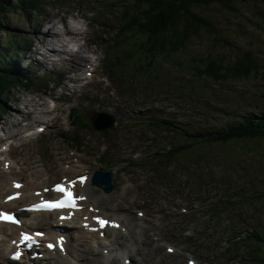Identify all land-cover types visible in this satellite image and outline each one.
I'll return each instance as SVG.
<instances>
[{
    "label": "rangeland",
    "instance_id": "rangeland-1",
    "mask_svg": "<svg viewBox=\"0 0 264 264\" xmlns=\"http://www.w3.org/2000/svg\"><path fill=\"white\" fill-rule=\"evenodd\" d=\"M41 1L39 12H33L29 16L24 12H16L11 9L4 19L9 25H15L19 30L13 29L0 34V39L15 41L29 38L31 47L27 46L28 49L25 51L26 63L33 66L32 70L41 73L40 77L43 74V69H37L33 59L40 65L43 63L45 70L50 72V74L47 72L46 76L49 75L58 82L54 71L58 59H51L47 65H44L46 59L44 55L39 54L46 50L41 52V48H35L40 34L35 33L33 24L34 21L44 19L51 24L55 19L60 20V16L66 21L68 15L79 11L88 20V33L93 40L91 46L97 47V53L93 57H95L94 60L97 59L94 63L98 67L89 66L82 73L67 75V78L81 79L78 83L66 79L62 85H58L54 81L48 85V80L45 79L41 81L43 87L32 89L27 93L19 89L11 92V99L5 101L7 112H0V150L9 149V162H16L17 159H22V152L31 151L38 161V169L44 171V175L39 179L20 174L9 175V184L16 179H22V183L27 184L34 192L40 189L38 183L46 179H48V184H43L44 188L54 182L61 181L62 178L88 176L92 173L93 168L100 167L97 158L102 154L106 160L104 163L110 162L107 164L108 167L116 165V168L121 171L116 188L111 194H105L97 188L87 185L85 196L88 200V207L96 210L91 214L108 215L111 219L119 221L115 223L121 224L120 229L116 227L109 229L108 233L111 237L102 239L113 241L112 249L115 252L117 250L130 252L133 264H157L158 258H164L166 252L173 254L168 251L170 248L173 249L172 252H177L176 264H187L190 259L194 260L196 264H252L249 256L255 259L259 256L258 253L248 250L245 245L237 247L233 244L238 235L236 233L234 236L232 226L236 222L238 228L243 232L250 223H254L256 226L264 224V202L261 203L260 198H257V195L264 192V159L262 156L255 158L246 154L259 151L264 156V139H247L237 145L224 143L212 147L213 156L222 158L226 162L230 161L229 172H226L221 166L220 170L216 171L218 178L214 177L215 180H212V183L217 180L216 184L213 183L211 186L222 192L220 195L222 201L226 198L230 199L227 205H224L226 207V210H222L224 214L220 218L212 219L209 215H213V212L208 206L214 205L218 196L215 193L208 197L200 194L199 200H194L195 197H193L186 181L193 180L200 174L190 171L188 168L190 167L188 154L182 155L176 161L183 165L187 171L181 168L180 171L173 172L172 178L166 180L164 173H157L151 163L154 158L160 157V153H165L169 149L170 137L164 133L163 129L147 127L142 123L150 119L153 114L159 117L155 119L156 121L168 118L176 122L209 123L207 116L216 115L217 112L213 111L211 102H229L233 98L238 99L237 94L257 95L258 100H264L262 73L259 76H251L247 80L216 85L206 79H201L194 70L187 71L183 66H169L171 62L161 63L158 58L154 59L156 63L148 72H141L143 65L147 64L150 59L146 57L145 61L141 60L139 51L136 50L130 39H126L121 49L115 52L112 45H103L106 40L102 39L103 28L99 26L101 22L97 16L89 17L87 15L91 6L82 5L81 2L84 0ZM97 1H99L100 7L96 9L102 15L104 10H111L110 8L115 4L127 3V0H109L107 2L109 6H107L101 0ZM251 7L252 5L243 2L235 10L212 11L210 16L222 22L224 28L229 29L226 30L228 37H231L232 43L234 42L241 49L240 52L252 50L254 55L258 56L259 61L264 62V28L259 32V26L249 19L253 18L261 22L258 17L253 16V13L258 9L252 12ZM239 12L243 14L239 15ZM49 24H42L39 32L46 33L45 36L50 42V38L57 35L46 27ZM242 28L249 33L254 32L252 28L256 29L255 37L239 34L238 30ZM214 35L202 32L200 37H193L186 52L178 53L173 59L186 64L185 67L188 69L190 66L198 64L193 62L194 57L203 61L208 58L222 57L227 61L234 60L238 56V48L232 46L231 49L215 45ZM83 38L86 43L87 39ZM108 52L110 70L107 72L103 63L104 60L106 61ZM35 57H40L39 62ZM117 57L120 58L119 61ZM59 64H61L60 66H71V64L64 63L63 60H59ZM158 64H160L159 69ZM28 67L30 68V66ZM177 67H181V71ZM94 68L97 69L95 73L91 71ZM91 74L96 76L92 77ZM50 94H54L55 97L49 98ZM42 96L48 97L47 107L54 108L58 105V110L47 115L40 113L41 117L39 118L40 114L37 109L38 111L32 113L27 120L24 119L28 122H24L23 127L19 128L18 120L30 112L34 100L42 101ZM94 98L99 99V102H94ZM209 98L210 100H208ZM255 104L261 110L264 108L263 104ZM73 107L77 108L73 112L78 123L76 131L70 125V111ZM91 110L115 116L117 119L115 126L107 129L106 132L98 131L93 126L89 127L85 113ZM54 117L61 119L60 130L47 123ZM39 119L46 122H35V120L41 121ZM14 122L17 123V127ZM37 124L40 127L37 128ZM160 125H165V123L161 122ZM39 128L44 129L43 134H38L39 131H35ZM6 131L7 135L22 131L24 132L23 138L14 137L8 142H2V138L7 136ZM28 133L33 134L28 135ZM27 141L31 143V146L26 145ZM22 144L26 145L25 148ZM61 151L70 153L81 160V162H75L73 173L69 176H66L65 173L66 166L54 165L53 157ZM237 157L242 158L236 160ZM244 160H247V166H237V162L243 163ZM22 167V165H16V170L19 171V168ZM233 172H236L235 176L231 174ZM241 178L244 181H241ZM236 186L243 187L245 194L250 193L256 197H245L234 201V196L231 193L240 191L232 189ZM5 193L6 191L3 195ZM204 200L206 203H202ZM231 204L236 206L234 213L237 212V221L233 220L234 213L229 210ZM118 206H121L122 209H119ZM83 213L84 208L80 211V214ZM78 218L79 221L76 220V223L83 219L82 217ZM243 218L247 222L243 221ZM130 232L135 235V240L128 236ZM0 238H2L1 234ZM188 238L193 239L189 240ZM118 245H121L119 249ZM74 246V249L78 248L76 251L84 252L87 259L90 258L89 262L79 264H112L114 261L116 264H124V259L128 258L120 256L110 259L107 257L108 255L100 257L99 254H102L104 250H110V247L89 238H81L80 244ZM249 247L258 249L257 245ZM4 248L5 246L1 249ZM69 249L71 252L61 255V262L78 264L72 255V252L76 251ZM154 250H161L160 255L152 257ZM5 252L7 257L8 249ZM231 252L239 253L234 257L233 262L226 260V255ZM260 254L263 255L261 250ZM57 255L52 253L47 258L58 261ZM67 256H70L71 260L67 259ZM1 261L3 259H0ZM261 262L264 263L263 260Z\"/></svg>",
    "mask_w": 264,
    "mask_h": 264
},
{
    "label": "trees",
    "instance_id": "trees-1",
    "mask_svg": "<svg viewBox=\"0 0 264 264\" xmlns=\"http://www.w3.org/2000/svg\"><path fill=\"white\" fill-rule=\"evenodd\" d=\"M108 1L101 0L109 6ZM98 2L97 0H84L81 4L91 6L87 13L91 12L93 16L99 18L101 22L99 26L103 28L102 39L106 40L104 44L112 45L114 52L121 49L126 39H130L136 50L139 51L140 59L143 61L146 57L150 59L147 64L143 65L141 72H148L156 63L154 59L158 58L161 63L171 62L169 66H183L187 71L194 70L201 79H206L216 85L247 80L251 76H259L260 73L264 77V62H260L258 56L254 55L252 50L240 52L241 49L234 42L232 43L231 37H228V31L226 30L229 29L224 28L222 22L210 16L212 11H232L245 2L252 5L250 9L252 12L258 9L253 13V16L258 17L261 22L253 18L249 19L259 26L260 32L264 28V24H262L264 22V0H127V3L113 5L110 8L111 10H104L103 15L96 9L100 7ZM41 4V0H0V33L9 30L8 22L4 18L11 9L16 12H24L29 16L33 12H39ZM241 14L243 13L239 12V15ZM39 22L41 21H34L35 32L39 28ZM252 29L254 31L252 33L243 28L238 30V33L254 38L256 29ZM202 32L209 35L215 34L213 39L215 45L231 49L232 46L237 47L238 56L234 60L228 61L224 57L208 58L204 61L194 57L193 62L198 64L190 66L189 69L185 67L186 64L175 61L174 56L180 52H186L189 43H191L190 40L195 36L200 37ZM0 44L2 47L8 46L7 43L0 42ZM23 55V52H17L15 59L20 62ZM12 57L3 52L0 53V88L4 84L8 86L6 91L0 89V108L5 102L6 95L3 96V93L9 95L8 91L17 83L13 82L9 75L13 67L7 68L13 63ZM119 59L117 57L118 61ZM108 62L109 52L104 65L105 69L109 71L110 65ZM157 67L159 69L160 64ZM177 68L180 71L182 69L181 67ZM22 84L25 83L22 82ZM32 84L30 83L29 88ZM237 96L238 99L233 98L229 102H211L213 111L217 112L216 115L207 116L209 123L206 124L191 121L176 122L167 118L163 120L165 126L158 123H148V121L146 123L154 128L157 127L167 131L168 135L174 133L173 137L182 142L181 147H178L177 150L179 154L177 161L182 155L188 154V161L203 166L209 172L213 169H219L218 166H223L225 171H229L230 161H222L221 158L213 156L211 153L212 147L224 143L237 145L247 139H264V108L261 110L255 104L264 105V100H258L257 95L244 96V94H237ZM247 153L255 158L262 156L264 159L259 151ZM243 163L247 166V160H244ZM209 172H207L205 180L200 183V189L205 192L210 190L209 181L211 176ZM232 189L242 190L243 187L236 186ZM231 195L236 199L256 197L250 193L239 195V192H232ZM257 197H264V195H257ZM232 207V209L236 208L234 205ZM233 227L236 232L239 230L236 224H233ZM256 230L257 227L252 226L247 230L245 236H241L236 242L243 245H254L253 238H259L261 243H258L257 246H261L264 256V238L258 234L254 235Z\"/></svg>",
    "mask_w": 264,
    "mask_h": 264
},
{
    "label": "bare ground",
    "instance_id": "bare-ground-1",
    "mask_svg": "<svg viewBox=\"0 0 264 264\" xmlns=\"http://www.w3.org/2000/svg\"><path fill=\"white\" fill-rule=\"evenodd\" d=\"M60 22L64 23L65 24V34L66 35H70V36H80V35H83V37H85L87 39L84 47L78 51V52H66L64 51L63 49H56L55 47H46V52L42 53V54H39V55H44L45 59H46V62H48L49 60H53L54 58H57L58 60L57 61V66L54 68V71L58 77V82L56 80H53V78H51L49 75L46 76L47 72H49L48 70H42V76L43 78H40L41 80H50V81H54L56 84H64V81L66 79H69V80H72L76 83L80 82L81 79L79 78H74L71 77V78H67V75L68 74H71V73H82L84 70H86L89 66H93L95 67V63L97 61L93 59V56L96 55L97 53V47H92L91 46V43L93 42V40H91V36L90 34L88 33V31L86 33H78V32H71L68 30L67 28V24L66 22L63 20V18H61L60 16ZM49 24L50 22L49 21H45L42 20L41 22H39V28L41 27L42 24ZM39 28L36 30V34H40L38 36V43L36 44V49H40L42 46H46L49 41L47 39V37L45 36L46 33L43 34V32H39ZM55 35H59L58 33H55ZM47 41V43L45 44V42ZM48 51H51V52H55L56 54L54 55L55 57H49V55L51 53H47ZM87 53V54H85ZM36 60L39 62L40 60V57H35ZM24 60V59H22ZM59 60H63L64 63L66 64H71L70 67H66V66H60L61 64L58 65L59 63ZM26 62V61H25ZM28 64V63H26ZM98 67V66H96ZM92 72H96L97 69H92L91 70ZM28 75L29 76H25L26 78H29V79H39V78H35V77H32L30 75H36L37 77H39V75H41V73H37V71H34L32 70L31 68L28 69ZM50 74V72H49ZM92 77H95L96 75H92ZM87 83H90V82H87ZM65 88V86H62ZM49 98H54V94H50L48 95ZM48 97H44L42 96L41 97V100L42 101H37V100H34L33 103L31 104L32 106V109L30 110V112H28V114L22 116L19 120H18V127L21 128L23 127L22 125L24 124L25 120H27V118L34 112L38 111L39 110V114H50L52 113L53 111L55 110H58L57 106H55L54 108H49L47 107V100H48ZM94 102H99V99L97 98H94L93 99ZM113 100V99H112ZM42 103V104H41ZM38 109V110H37ZM41 114L39 116V118L41 117ZM25 119V120H24ZM24 120V121H23ZM41 121H36L35 122H46L45 120H42V119H39ZM16 123V122H14ZM48 125H51V126H56L58 127V129L60 130L61 129V119L59 117H54L52 119H49L47 121ZM34 125V124H32ZM16 127H17V123H16ZM8 134V132L6 131V135ZM23 134L24 132H17V133H14L12 135H7L5 137L2 138V142L5 141V140H8V139H12L14 137H19V138H23ZM26 145L28 146H31V143L29 141L26 142ZM25 144H22V146L25 148L26 146ZM59 148V146H58ZM25 150V149H24ZM10 155V153L7 151V150H4V151H1L0 152V156L2 157V160L0 161V190H1V187H3L4 184H9V175H22V176H26V177H34V178H41L43 175H44V171H42L41 169H38V165H37V159L36 157L32 154V152H22V159H17L16 162H9L8 161V156ZM54 159V165L55 166H61V165H64L66 166L64 169H65V173H66V176H69L73 173V167L75 165V162H81V160L77 157H75L74 155H71L70 153H67V152H64V151H61V152H58L57 154L54 155L53 157ZM16 165H22L23 167L22 168H19V171L16 170ZM3 166H7L5 168H2ZM75 177H70V179L68 178V180L70 182H73L72 180L74 179ZM90 180V179H89ZM87 180V182L89 181ZM15 182H20L19 180H15L13 181V183ZM43 184H48V180H43L38 186L41 187ZM89 183H87L86 185H88ZM22 187H21V191L23 192V194L21 195V198L20 200L18 201H15V202H12V203H9V204H4L2 201L0 202V208L2 207H8L9 209L11 210H17L20 205L26 201L30 202V199H35L36 197L34 196V198H32V191L29 189L28 185L27 184H21ZM31 186V184H30ZM34 188H36L35 186H33ZM9 189V187H8ZM83 192H87V187L84 188ZM6 195H4L2 197V199L5 197ZM124 200V199H123ZM119 209H122L121 206H118ZM30 217L26 218V217H22L23 218V224L22 226H8L7 224H2L0 223V232L3 233L4 235L8 236V237H11L10 239H8V242L10 243V241L19 234L20 231H24V230H31V227H34L36 221H47L48 218L52 215V213H38V214H29ZM88 216L90 219V214H86L85 212L83 213V217H86ZM84 221H89V219L85 220L83 219ZM30 221V224H28V222ZM57 223V221H56ZM88 225L82 227L83 225H81V222H80V225L78 224L77 228H75V230H67L65 231L64 233H62L63 231H61L60 229H55L53 225H49L47 227V236L49 238H52L53 240H56L55 238L58 237V232H61L62 235H66L65 237L67 238L68 236L70 237V240L65 237H63V240H64V243L66 244L67 246V251L69 252V246H70V243L74 241V237H73V234H77V231H79L83 236L82 237H87V238H90L94 241H97V242H101L103 245H106V246H109L110 247V250L107 252H105L106 255H108L107 257H113L116 252L114 249H112V241H107V240H102L101 238H109L111 237L109 235V233L107 232L109 229H105L103 232L104 234L102 235V231H98V232H90V231H93V228L91 227V224L90 222H87ZM76 226V225H75ZM86 228H89L90 231L88 232H85L84 229ZM112 232H114V230L111 229ZM148 235V234H147ZM129 237L132 238V240H135V235L133 234V232H130ZM150 236V235H148ZM115 237V236H114ZM151 237V236H150ZM153 240H155L153 237H151ZM117 242V240H114ZM152 242V241H150ZM8 244H6V241L5 240H2L0 238V259H5L6 257V249H9L10 246H6ZM5 246L4 249H1ZM161 253V250H154L152 251V257H155L157 255H160ZM8 255V254H7ZM127 255H129L131 257V254L130 252L127 253ZM100 257H104L103 254H99ZM177 256V252H173V254H169L168 252L165 253L164 255V258H158V261H157V264H176L175 263V260H176V257ZM67 259L71 260L70 256H67ZM75 259L77 261H81V262H86L87 260H90V258L87 259V256L85 253H81V254H76L75 256ZM137 259V258H136ZM138 263V262H137ZM56 264H61L60 262H57ZM62 264H69L67 261L63 262ZM112 264H116V261H114ZM130 264H133L130 262Z\"/></svg>",
    "mask_w": 264,
    "mask_h": 264
},
{
    "label": "clouds",
    "instance_id": "clouds-1",
    "mask_svg": "<svg viewBox=\"0 0 264 264\" xmlns=\"http://www.w3.org/2000/svg\"><path fill=\"white\" fill-rule=\"evenodd\" d=\"M90 17L92 15L91 12L87 13ZM67 28L71 32L78 33H86L88 31V20L85 19L84 16L80 14L79 11H75L66 17ZM51 29L53 33H58V36H53L50 38V42L41 47V52L46 50V47H55L56 49H63L66 52H78L80 51L84 45L85 40L83 35L80 36H70L65 34V24L61 23L59 19H55L51 24L46 26ZM87 54V53H85ZM95 59V57H93ZM37 131V129L35 130ZM33 133H28V135H32Z\"/></svg>",
    "mask_w": 264,
    "mask_h": 264
},
{
    "label": "snow or ice",
    "instance_id": "snow-or-ice-1",
    "mask_svg": "<svg viewBox=\"0 0 264 264\" xmlns=\"http://www.w3.org/2000/svg\"><path fill=\"white\" fill-rule=\"evenodd\" d=\"M37 131L42 132L43 128L37 129ZM87 177L81 176L79 177V183H86ZM13 187L19 189L22 187L19 183H14ZM74 187V185H73ZM58 193H61L64 197L61 200L55 201V202H46L41 203L40 205H34L35 210H53L56 208H64V207H70V208H78L81 201L87 199L85 196H79L77 197L74 193V191L69 190L67 187H65L62 184H58L55 189ZM47 191V189H46ZM18 198V195L16 197L10 196L9 199ZM96 211V210H94ZM142 215V214H141ZM0 219H3L5 222H11V223H18V220H16L12 215L0 213ZM96 223L100 225L101 228L107 227L111 225L112 227L118 228L119 225L115 222H110L109 220L103 219L101 217H95ZM22 239L27 242L32 239V237L26 233H22ZM37 235H43V233L38 232ZM49 248H53V244L48 245ZM169 252H172L173 249H168ZM19 253L16 254V257L19 258Z\"/></svg>",
    "mask_w": 264,
    "mask_h": 264
},
{
    "label": "water",
    "instance_id": "water-1",
    "mask_svg": "<svg viewBox=\"0 0 264 264\" xmlns=\"http://www.w3.org/2000/svg\"><path fill=\"white\" fill-rule=\"evenodd\" d=\"M111 118V120L108 117ZM90 119L92 120L94 127L98 130H103L111 128L114 124L115 119L107 114L94 113L89 114ZM113 173L105 169L95 170L91 182L92 185H95L99 188H103L105 192L109 193L113 189Z\"/></svg>",
    "mask_w": 264,
    "mask_h": 264
}]
</instances>
